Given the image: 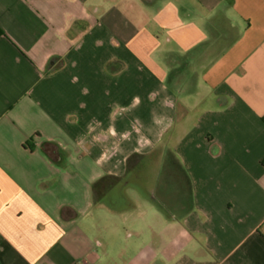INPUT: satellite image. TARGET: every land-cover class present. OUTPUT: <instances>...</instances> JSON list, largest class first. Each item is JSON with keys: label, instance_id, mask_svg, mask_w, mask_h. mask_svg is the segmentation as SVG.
I'll return each mask as SVG.
<instances>
[{"label": "crops", "instance_id": "obj_1", "mask_svg": "<svg viewBox=\"0 0 264 264\" xmlns=\"http://www.w3.org/2000/svg\"><path fill=\"white\" fill-rule=\"evenodd\" d=\"M0 28V264H264V0H0Z\"/></svg>", "mask_w": 264, "mask_h": 264}, {"label": "rangeland", "instance_id": "obj_2", "mask_svg": "<svg viewBox=\"0 0 264 264\" xmlns=\"http://www.w3.org/2000/svg\"><path fill=\"white\" fill-rule=\"evenodd\" d=\"M135 177H133V175L132 174H130L129 175V177H128V179L126 180V182L127 183H125L124 185H123V192H125V193H128L130 196H134V195H136V193H146L147 192V189L145 188V187H143L142 185H138L136 182H135ZM115 191H118L117 189L115 190ZM112 202H117V201H115L114 199L112 200ZM124 202H129L128 200L126 201V200H124V201H122V203H124ZM142 207L145 209V210H151L152 209V207H154V205H153V203L152 202H150V201H144V202H142ZM133 222H131L130 221V223L128 222L127 223V228H131V226L133 225L132 224ZM135 224V223H134Z\"/></svg>", "mask_w": 264, "mask_h": 264}, {"label": "trees", "instance_id": "obj_3", "mask_svg": "<svg viewBox=\"0 0 264 264\" xmlns=\"http://www.w3.org/2000/svg\"><path fill=\"white\" fill-rule=\"evenodd\" d=\"M4 35V32L0 28V37ZM113 69L112 65L110 64L108 66V70L111 72ZM27 145H30V142L26 143ZM30 148L33 149L34 146L31 144ZM44 152L53 160H57L61 157V151L57 144L48 142L43 146Z\"/></svg>", "mask_w": 264, "mask_h": 264}, {"label": "clouds", "instance_id": "obj_4", "mask_svg": "<svg viewBox=\"0 0 264 264\" xmlns=\"http://www.w3.org/2000/svg\"><path fill=\"white\" fill-rule=\"evenodd\" d=\"M167 101H165V104L167 105ZM165 119L166 118H164V117H161V118H158V119H155L154 120V124L155 125H157V126H164V127H169L170 126V122H169V124L168 125H165L164 124V121H165ZM152 144V141L151 140H149V139H147L146 137L145 138H143V143L141 144V148L142 147H146V146H149V145H151ZM137 150H139V149H137Z\"/></svg>", "mask_w": 264, "mask_h": 264}]
</instances>
